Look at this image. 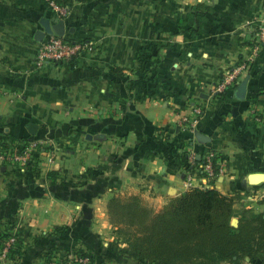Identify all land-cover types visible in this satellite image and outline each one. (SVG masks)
I'll list each match as a JSON object with an SVG mask.
<instances>
[{
  "label": "crops",
  "instance_id": "crops-1",
  "mask_svg": "<svg viewBox=\"0 0 264 264\" xmlns=\"http://www.w3.org/2000/svg\"><path fill=\"white\" fill-rule=\"evenodd\" d=\"M68 3L59 18L48 0H0V149L27 139L55 148L29 169L0 159V251L8 236L19 242L0 264H68L79 250L91 264H151L116 234L108 200L136 194L162 208L201 184L200 159L211 148L227 167L203 187L238 193L237 210L264 211V48L245 72L244 97L241 82L215 89L249 56L264 0ZM43 18L90 47L38 66ZM195 106L202 115L191 128L181 120Z\"/></svg>",
  "mask_w": 264,
  "mask_h": 264
},
{
  "label": "trees",
  "instance_id": "trees-1",
  "mask_svg": "<svg viewBox=\"0 0 264 264\" xmlns=\"http://www.w3.org/2000/svg\"><path fill=\"white\" fill-rule=\"evenodd\" d=\"M238 198L214 186L193 187L157 210L139 195H113L107 213L128 249L151 264H224L244 257L264 264V211L237 210Z\"/></svg>",
  "mask_w": 264,
  "mask_h": 264
},
{
  "label": "built area",
  "instance_id": "built-area-1",
  "mask_svg": "<svg viewBox=\"0 0 264 264\" xmlns=\"http://www.w3.org/2000/svg\"><path fill=\"white\" fill-rule=\"evenodd\" d=\"M50 7L57 14L59 18H63L69 8V3H60L56 0H48ZM89 41H75L71 40L64 35L56 33H46L44 37L38 41V48L35 54V62L38 66H44L46 64H58L63 62H69L74 60L84 49L90 47ZM264 48V23H262L257 31L256 37L249 45V56L241 60L235 66L224 71L222 78L217 83L216 91L224 92L231 88H235L245 77V72L250 69L252 63ZM264 95V94H263ZM264 97V96H263ZM193 114H185L182 118V122L186 125L194 128L195 122L200 119L202 115V108L195 106L192 109ZM251 112L256 119H261L256 107L251 108ZM41 152H45L47 158H52L54 155V148L52 144H47V141L39 139H27L22 141L21 149H0L1 161L6 160L12 165L20 164L27 166L31 164L32 159L37 161V156ZM191 160L195 161V156L190 155ZM204 161L202 168L199 170L200 179L203 181L200 185L193 187H203L207 183H210L212 177L218 173L225 171L227 167V161L225 156L211 148L203 156ZM32 165V164H31ZM187 178H185L186 184L190 185L193 178V173L190 168L186 170ZM15 236H8L1 246L0 255L2 257L7 256L9 251L16 245ZM74 259L76 264H87L89 258L86 255L75 253Z\"/></svg>",
  "mask_w": 264,
  "mask_h": 264
},
{
  "label": "water",
  "instance_id": "water-1",
  "mask_svg": "<svg viewBox=\"0 0 264 264\" xmlns=\"http://www.w3.org/2000/svg\"><path fill=\"white\" fill-rule=\"evenodd\" d=\"M42 24H43V29L42 30H38L37 32H36V38L38 39V40H41L43 37H44V35L46 34V33H56V34H59V35H63L60 31H58L51 23H50V21H49V19H47V18H43V20H42ZM246 84H247V79L246 78H244L242 81H241V83L239 84V86H238V89H237V94H238V96H240V97H244V95H245V92H246ZM27 127H28V129L30 130V132L31 133H35V131H36V124H34V123H29L28 125H27ZM259 176H262V174L261 173H258V174H252V178H253V180H255V178L256 177H259ZM234 219H235V221H234ZM234 219H232V223L233 224H236L237 223V218H234Z\"/></svg>",
  "mask_w": 264,
  "mask_h": 264
},
{
  "label": "rangeland",
  "instance_id": "rangeland-1",
  "mask_svg": "<svg viewBox=\"0 0 264 264\" xmlns=\"http://www.w3.org/2000/svg\"><path fill=\"white\" fill-rule=\"evenodd\" d=\"M48 144V143H47ZM52 147H53V145H52ZM54 148V147H53ZM55 149V148H54ZM42 153H44V155H45V152H41L40 154H42ZM40 154H38V156H37V161H38V157H39V155ZM36 161V162H37ZM2 162V164H7L6 162H4V161H1ZM35 160L34 159H32V161H31V164H32V166L33 165H35ZM31 164H29V165H27V166H25L26 168H30V166H31ZM116 234L118 235V232H117V230H116ZM87 256V255H86ZM89 258V257H88ZM66 262L67 261H70V262H67L68 264H76L77 262L75 261V259H74V257H71V259L69 260V257L68 258H66V260H65ZM65 263V262H64ZM87 264H91V260H90V258H89V262L87 263Z\"/></svg>",
  "mask_w": 264,
  "mask_h": 264
}]
</instances>
